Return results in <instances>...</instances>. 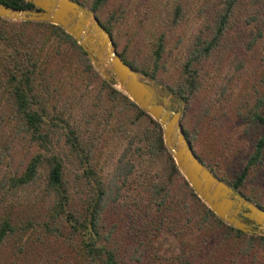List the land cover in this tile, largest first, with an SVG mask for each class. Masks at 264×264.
I'll return each instance as SVG.
<instances>
[{
	"label": "trees",
	"instance_id": "trees-1",
	"mask_svg": "<svg viewBox=\"0 0 264 264\" xmlns=\"http://www.w3.org/2000/svg\"><path fill=\"white\" fill-rule=\"evenodd\" d=\"M74 1L127 64L184 103L192 147L201 127H239L250 146L239 170L210 171L245 195L264 165V0ZM260 195L246 198L264 209ZM112 212L124 226L108 223ZM162 235L178 251L159 264H264V235L224 224L201 201L159 123L103 79L70 34L0 17V264H57L40 251L50 240L66 249L64 264H155Z\"/></svg>",
	"mask_w": 264,
	"mask_h": 264
},
{
	"label": "water",
	"instance_id": "water-1",
	"mask_svg": "<svg viewBox=\"0 0 264 264\" xmlns=\"http://www.w3.org/2000/svg\"><path fill=\"white\" fill-rule=\"evenodd\" d=\"M25 1L34 8H15L0 2V17L46 21L70 34L100 76L159 123L166 150L202 202L222 222L244 233L264 235V209L215 176L198 158L181 125L182 110L176 98L145 80L120 57L110 33L92 10L74 0Z\"/></svg>",
	"mask_w": 264,
	"mask_h": 264
},
{
	"label": "rangeland",
	"instance_id": "rangeland-1",
	"mask_svg": "<svg viewBox=\"0 0 264 264\" xmlns=\"http://www.w3.org/2000/svg\"><path fill=\"white\" fill-rule=\"evenodd\" d=\"M84 7L88 8V6ZM187 26H191V24H187ZM125 40L126 38L124 37L123 42H125ZM121 48L122 45H119L117 47V50H121ZM140 74L144 77L145 80L163 89L167 94L173 95L176 98V102L179 108L182 110L183 115L185 105L173 92L169 91L162 84H159L155 80L150 79L142 73ZM114 87L117 88L115 84ZM261 88L264 89V86H262ZM182 115L181 122L183 123ZM193 148L196 154L200 157V159H202L203 163L209 169L214 168V170L219 175L222 172L232 175L239 170L238 168L240 167V163L244 161L245 153L248 152L250 146L248 143V139L246 137H242L239 127L237 125L229 124L228 126L225 125L220 132H218V130L212 126H206V129L202 127L199 128V132L194 137ZM20 160H24L22 155L18 158L17 161ZM242 190L245 193L244 196L246 197L260 193V197L257 198L260 200L262 205H264V165L259 167L251 174L249 180L246 182ZM121 216L124 215H122L120 212H112L110 218L107 215L109 219V222H107L110 224L112 223L111 220H113L117 221L119 225L121 224L122 226H124V224L121 223L119 219ZM239 241L237 242L238 244H234L230 249L236 252V250H238L240 246ZM131 243V241H126V245H129ZM224 243L226 247L230 245L228 239H226ZM131 246H134V244H132ZM153 246L154 249L151 252L154 254V256H151L154 258L156 257L155 264H159L160 260L161 262L163 261L162 258L173 255L178 251L177 243L174 238L167 235L155 237ZM40 251L42 256L48 257L49 260L58 259L60 261L57 264H64L63 260L66 254V249L64 248L62 243L55 240H50ZM254 264L259 263L256 262Z\"/></svg>",
	"mask_w": 264,
	"mask_h": 264
}]
</instances>
